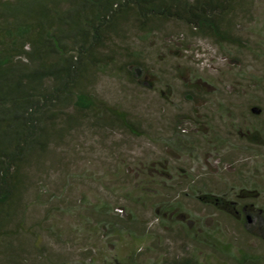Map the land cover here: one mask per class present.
I'll return each mask as SVG.
<instances>
[{
  "label": "trees",
  "instance_id": "1",
  "mask_svg": "<svg viewBox=\"0 0 264 264\" xmlns=\"http://www.w3.org/2000/svg\"><path fill=\"white\" fill-rule=\"evenodd\" d=\"M255 1L0 0V264H203L194 253L185 252L140 260L138 249L150 234L135 214L123 219L119 217L123 206L106 201L84 204L83 210L93 216L94 230L101 231L117 250L111 258L98 259L85 247L77 256L57 249L66 238L55 219L63 210L62 193L50 190L40 175L52 167L64 169L61 159L81 142L85 129L102 137L104 131L118 126L142 135L126 112L90 91L97 72L113 69L136 84L151 85L154 64L144 59L152 54L157 62L161 57L154 50L156 40L162 46L167 37L201 36L220 47L248 46L241 41L239 28ZM259 33L263 39L256 54L264 60V31ZM199 83L207 92L203 87L207 83ZM199 83L187 85L200 90ZM252 102L243 122L236 120L232 109H219L228 119L224 134L205 119L193 117L198 138L211 147L225 144L264 160V120L258 118L262 107ZM75 112L86 117L79 118ZM180 122L178 118L165 142L172 154L183 148L190 153L198 141L177 127ZM237 172L236 182L216 190L187 175L178 198L160 195L157 199L155 219L166 234L182 235L195 250L206 247L236 264H257L260 257L223 239L216 222L195 215L179 219L186 210L182 200L193 199L244 225L245 236L264 241V205L251 201L263 191L253 181L256 171L244 176ZM247 215L253 218L252 225Z\"/></svg>",
  "mask_w": 264,
  "mask_h": 264
},
{
  "label": "rangeland",
  "instance_id": "2",
  "mask_svg": "<svg viewBox=\"0 0 264 264\" xmlns=\"http://www.w3.org/2000/svg\"><path fill=\"white\" fill-rule=\"evenodd\" d=\"M260 31H264V0H256L250 16L241 22V41L248 46L226 44L220 47L211 38L201 36L167 37L162 46V41L156 40L154 50L161 57L157 62L149 53L144 59L154 64L151 69L156 76H150L151 85L136 84L125 74L117 75L113 69L96 73L90 91L105 103L126 112L142 135L118 126L104 131L102 137L85 129L81 142L61 159L64 169L60 172V166L52 167L41 173L50 190L62 193L59 198L63 210L55 219L66 238L57 249L77 256L85 247L98 259L111 258L117 250L108 245L101 231L94 230L93 216L83 210L84 204L106 201L113 207L123 206L119 215L123 219L135 214L139 225H144V231L150 234L138 249L140 260L169 258L185 252L194 253L203 264H236L231 257L206 247L195 250L182 235L166 234L154 217V204L160 195L178 198L187 175L216 190L236 182L237 171L243 176L256 171L253 181L263 191L251 201L264 205V160L249 152L233 150L229 145L215 148L205 144V140L198 138L194 123L195 117L203 118L224 134L228 129L224 122L228 119L219 109H232L236 120L243 122L255 100L262 107L258 118L264 120V60L256 54L263 39ZM135 45L139 44L135 42ZM172 46H178V51ZM135 71L140 73L138 69ZM192 81H205L207 84L203 87L207 92L202 90L201 83V91L191 90L187 83ZM75 114L79 118L86 117ZM178 118L181 122L177 127L198 139L191 154L184 148L172 154L165 146ZM108 146L110 150H106ZM154 166L166 173L153 169ZM182 202L186 210L179 214L180 220L192 219L190 215H195L216 222L223 239L232 240L234 247L254 252L260 257L257 264H264V241L245 236L244 225L193 199L184 198ZM247 223H254L251 216ZM125 237L129 239L128 235ZM121 246L125 252V246Z\"/></svg>",
  "mask_w": 264,
  "mask_h": 264
},
{
  "label": "water",
  "instance_id": "3",
  "mask_svg": "<svg viewBox=\"0 0 264 264\" xmlns=\"http://www.w3.org/2000/svg\"><path fill=\"white\" fill-rule=\"evenodd\" d=\"M247 219L249 220V216L247 215Z\"/></svg>",
  "mask_w": 264,
  "mask_h": 264
}]
</instances>
